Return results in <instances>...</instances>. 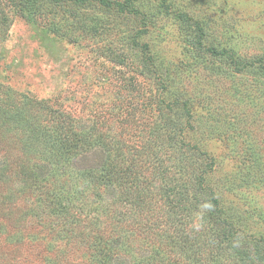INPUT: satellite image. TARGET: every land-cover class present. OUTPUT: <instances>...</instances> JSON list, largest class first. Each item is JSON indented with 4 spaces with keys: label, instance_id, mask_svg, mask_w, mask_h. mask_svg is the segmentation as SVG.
<instances>
[{
    "label": "rangeland",
    "instance_id": "374dc122",
    "mask_svg": "<svg viewBox=\"0 0 264 264\" xmlns=\"http://www.w3.org/2000/svg\"><path fill=\"white\" fill-rule=\"evenodd\" d=\"M125 10L0 0V103L14 115L25 97L44 101L75 129L101 131L110 141L73 168L119 152L125 167L148 163L136 182L155 197L131 211L114 189L86 184L70 236L74 227L11 178L10 135L0 141L11 175H0V264H97L90 238L120 211L128 222L114 236H134L114 264H264V0H131ZM166 175L174 205L156 199ZM179 231L191 249L174 243Z\"/></svg>",
    "mask_w": 264,
    "mask_h": 264
},
{
    "label": "trees",
    "instance_id": "16d2710c",
    "mask_svg": "<svg viewBox=\"0 0 264 264\" xmlns=\"http://www.w3.org/2000/svg\"><path fill=\"white\" fill-rule=\"evenodd\" d=\"M90 1L97 2L103 7L117 5L121 13H128L125 9L131 2V0H126L125 3L109 0H22L27 9L29 5L34 3L38 5L46 3L56 7L70 2L83 6ZM148 62L150 61L147 58L143 67L148 72L154 73L150 65H147ZM157 72L156 70L155 73ZM23 105V107H18V111L13 115L8 100L0 103V119L2 115H5L4 120L7 115L14 119L12 123L8 122V125L6 121L1 123L2 120H0V141H11L9 137L12 135L15 143L13 146L17 147L19 151L18 159L17 156L13 155L8 157L9 162L12 163V169L9 171L12 177L3 170H0V175L4 179L6 175L21 179L25 184L21 189L31 192L33 197L41 200V203L45 201L44 205L51 207L53 215L61 216L62 223L74 227L69 229L70 236L74 234V231L82 228L83 221L76 219L77 215L74 214V210L85 211L87 201H83L84 196L82 194L87 191L86 184H91L96 187L95 189H105L107 187L109 190L114 189L117 195L113 201L124 204L123 207L127 208L126 210L133 211L132 208L141 209L144 205L152 204V199L155 197L154 194L148 193L144 187V185H147V180L144 178L142 181L136 182V180H139L137 176L139 172L149 168L148 163L141 164V161L139 163L134 161L125 167V164L120 162L119 152H117L115 155L118 162L113 158V160L102 165L82 168L84 171H76L79 170V167L73 168L76 164L74 161L94 150L101 149L103 142L110 141L109 137L107 139V135L94 127L84 131L75 129L69 116L62 114L61 111L49 108L44 101H36L25 97ZM11 131H13V134ZM111 146L115 148L113 144ZM111 163L115 164L106 165ZM14 165H16V168L13 170ZM47 168H49V173L45 174L44 170ZM166 172L163 170V174ZM163 179L160 186L161 194L156 199L163 198L165 204L166 201L170 200L174 205L180 194L179 196L170 195L168 191L173 181L170 183L167 175ZM53 184L56 190H54ZM142 185L143 189L141 188ZM141 191L144 192L142 197L137 195ZM185 200L188 203L193 200L198 202V197L195 195L191 199ZM119 203L117 206H119ZM118 213H115L117 216L114 214L116 218L108 215L107 221L103 223L102 237L99 235L90 238L95 241L93 250L97 255H101L100 259L96 261L97 264H114L113 260L118 257L121 247L134 236V230H130L123 235L120 234L121 237L114 236L112 230L119 229L120 225L128 222L125 212L120 211ZM164 215L158 217V219L162 221L165 219ZM207 215L209 218L210 216L215 217L211 213ZM133 222L131 220V223ZM66 231L68 230L64 229V235ZM180 232L182 231H179L178 235L173 237L174 243L180 250L184 248L191 249L192 243H189V240ZM82 235H77V238L82 237Z\"/></svg>",
    "mask_w": 264,
    "mask_h": 264
}]
</instances>
